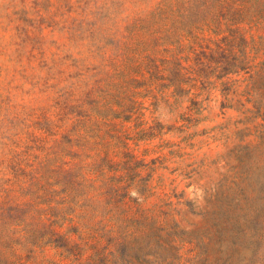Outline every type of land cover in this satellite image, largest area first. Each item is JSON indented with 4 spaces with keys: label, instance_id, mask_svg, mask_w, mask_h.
Instances as JSON below:
<instances>
[{
    "label": "rangeland",
    "instance_id": "obj_1",
    "mask_svg": "<svg viewBox=\"0 0 264 264\" xmlns=\"http://www.w3.org/2000/svg\"><path fill=\"white\" fill-rule=\"evenodd\" d=\"M0 264H264V0H0Z\"/></svg>",
    "mask_w": 264,
    "mask_h": 264
},
{
    "label": "trees",
    "instance_id": "obj_2",
    "mask_svg": "<svg viewBox=\"0 0 264 264\" xmlns=\"http://www.w3.org/2000/svg\"><path fill=\"white\" fill-rule=\"evenodd\" d=\"M228 40L225 38L221 41L220 45H218L219 49H223V52L226 51L224 47H228ZM210 49V48H209ZM240 54H243L241 52ZM247 62L243 58H236L232 61H228L225 58L223 60H215L212 54L200 53L197 54L196 58L193 59V65L186 69L189 77L187 79H183L184 75L181 73L184 68L181 65H178L175 70H173L168 78L158 77L159 72H157V68L154 71L148 70L147 73L150 74L149 78L146 79L145 82H140L139 79H131L130 85L133 87V97L141 98V97H153L155 100L159 102L158 96H150L153 93L150 85L156 80L168 81L169 84L162 85V89H170L171 87H175V90L169 95L171 98H175L176 103L181 102V98H185L187 96L190 97V101L193 103L192 106H198L199 104L195 101L196 95L192 93V89L196 88L197 83L201 80L210 79L212 74L219 73L222 77H217V79H222L225 75L229 73H240L242 71H246L248 69ZM143 70L140 68L134 71L136 75H144ZM183 84H187L190 86L189 90H183ZM147 87L146 95L142 96L143 93L138 92L137 90L142 87ZM149 86V87H148ZM134 105H136L134 103Z\"/></svg>",
    "mask_w": 264,
    "mask_h": 264
}]
</instances>
